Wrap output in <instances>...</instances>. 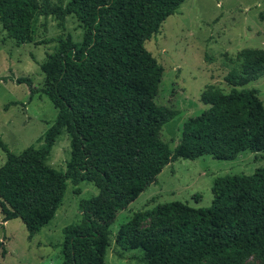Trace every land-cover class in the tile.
Returning a JSON list of instances; mask_svg holds the SVG:
<instances>
[{
	"label": "trees",
	"instance_id": "obj_1",
	"mask_svg": "<svg viewBox=\"0 0 264 264\" xmlns=\"http://www.w3.org/2000/svg\"><path fill=\"white\" fill-rule=\"evenodd\" d=\"M184 1L0 0V23L17 45L34 41L39 16L54 15L64 27L72 14L84 29L79 42L69 34L55 39L56 48L39 64L44 87H32L29 77L16 79L29 86L30 97L41 91L57 110L42 143L14 153L0 137L1 222L21 219L29 239L54 217L67 180H88L98 189L79 200V222L62 227L60 264H105L117 211L176 159L208 154L231 160L244 150H264L263 102L256 89L236 87L235 71L226 77L228 92L204 87L199 99L207 108L183 122L173 150L161 138L162 126L179 111L154 101L163 66L145 41ZM245 57L251 73L264 70L263 52ZM63 128L70 137L64 171L45 162ZM211 192L210 206L173 200L135 212L120 226L116 243L141 249L137 260L143 264H241L264 255V165L251 174L215 177Z\"/></svg>",
	"mask_w": 264,
	"mask_h": 264
},
{
	"label": "rangeland",
	"instance_id": "obj_2",
	"mask_svg": "<svg viewBox=\"0 0 264 264\" xmlns=\"http://www.w3.org/2000/svg\"><path fill=\"white\" fill-rule=\"evenodd\" d=\"M57 1L51 0L52 3ZM83 31L72 14L66 16L64 27L54 15L39 16L35 22L34 41L17 45L7 37L0 23V77L3 78L0 80V137L12 152L40 145L44 132L57 116L56 108L45 94L38 91L30 97L29 86L17 83L16 79L29 77L32 87H44V74L39 64L45 60L46 53L56 48L55 39L69 34L79 42ZM145 47L163 66L154 101L179 111L160 132L172 150L181 138L183 122L207 108L199 99L204 87L214 85L228 92L231 85L226 77L230 71L237 74L239 85L236 87L256 89L264 105V70L251 73L244 67L247 51H252L255 57L264 53V0H185L175 14L165 19L159 32L145 41ZM69 157L70 137L63 128L45 162L64 171ZM4 160L5 154L0 149V165ZM263 165L264 150H244L231 160L215 159L207 154L195 159L178 158L169 163L154 183L126 208L117 211L110 225L105 264H143L137 260L141 249H123L115 241L120 226L135 212L173 200L192 207L210 206L215 177L251 174ZM97 193L91 181L84 180L76 185L67 180L54 217L31 239L21 219L1 222L0 211V264H60L62 227L79 222V200ZM149 223L147 220L142 225ZM204 264L215 262L208 260ZM241 264H264V255L256 253Z\"/></svg>",
	"mask_w": 264,
	"mask_h": 264
},
{
	"label": "crops",
	"instance_id": "obj_3",
	"mask_svg": "<svg viewBox=\"0 0 264 264\" xmlns=\"http://www.w3.org/2000/svg\"><path fill=\"white\" fill-rule=\"evenodd\" d=\"M6 222V221H5Z\"/></svg>",
	"mask_w": 264,
	"mask_h": 264
}]
</instances>
